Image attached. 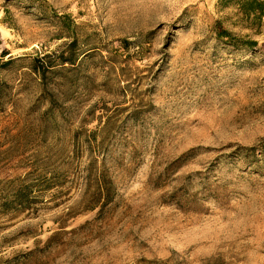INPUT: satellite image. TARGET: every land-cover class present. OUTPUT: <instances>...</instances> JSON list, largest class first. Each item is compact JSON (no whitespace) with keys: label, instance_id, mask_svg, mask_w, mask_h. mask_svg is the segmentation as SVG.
Masks as SVG:
<instances>
[{"label":"rangeland","instance_id":"1","mask_svg":"<svg viewBox=\"0 0 264 264\" xmlns=\"http://www.w3.org/2000/svg\"><path fill=\"white\" fill-rule=\"evenodd\" d=\"M220 2L0 0V264H264V19Z\"/></svg>","mask_w":264,"mask_h":264},{"label":"trees","instance_id":"2","mask_svg":"<svg viewBox=\"0 0 264 264\" xmlns=\"http://www.w3.org/2000/svg\"><path fill=\"white\" fill-rule=\"evenodd\" d=\"M221 8L232 6L238 11V21L240 26L247 29H257L263 24L264 19V0H221ZM220 39H229L228 44L237 48H246L251 50L257 42L240 39V42H232V35L227 31L218 33ZM72 61V60H68Z\"/></svg>","mask_w":264,"mask_h":264}]
</instances>
